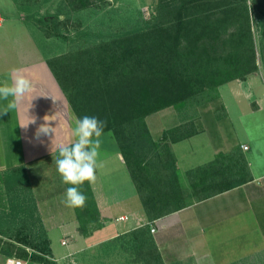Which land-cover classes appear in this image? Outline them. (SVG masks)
Returning <instances> with one entry per match:
<instances>
[{
    "label": "crops",
    "instance_id": "0c3cea01",
    "mask_svg": "<svg viewBox=\"0 0 264 264\" xmlns=\"http://www.w3.org/2000/svg\"><path fill=\"white\" fill-rule=\"evenodd\" d=\"M26 1L23 5L20 0H0V85L11 84L13 68L22 69L33 85L17 109L0 115V216L17 211L12 209L6 173L24 166L31 185L28 203L50 240L57 264L74 258L82 264L88 257L92 264H146L149 260L155 264H264L262 58H258V69L246 78L221 84L219 97L198 111L200 119L194 118L195 110L174 106L147 116L156 140L178 125L196 128L194 134L170 144L177 169L164 186L159 184L153 197L157 203L148 206L149 212L113 132H104L100 166L95 182L90 183L100 226L84 235L76 209L63 202L67 185L55 164L56 145L75 140L72 130L78 117L48 65V56L37 49L32 18L37 6ZM7 104L0 100V111ZM31 104L29 115L37 120L25 130L20 124ZM45 115H54L50 123L56 133L51 138L42 136L41 143L34 133ZM167 209L171 212H162ZM138 229L145 237L141 236L140 255L134 262L132 250L137 247L123 236ZM6 257L0 253V264ZM26 264L43 263L26 260Z\"/></svg>",
    "mask_w": 264,
    "mask_h": 264
},
{
    "label": "trees",
    "instance_id": "16d2710c",
    "mask_svg": "<svg viewBox=\"0 0 264 264\" xmlns=\"http://www.w3.org/2000/svg\"><path fill=\"white\" fill-rule=\"evenodd\" d=\"M66 1L75 10L94 3ZM252 12L264 20V0H252L251 8L249 0H158L156 15L144 27L47 60L77 117L106 121L104 132H113L146 209L157 203L159 184L176 172L170 144L196 132L182 124L156 140L147 116L170 106L183 109L203 97L215 100L221 84L256 71ZM46 25L49 36L60 35L57 24ZM6 187L12 209L20 207L19 195H31L24 166L7 171ZM80 190L86 204L75 209L79 231L88 235L89 224L99 227L101 216L91 184L86 181ZM45 238L32 252L10 243L1 253L57 264Z\"/></svg>",
    "mask_w": 264,
    "mask_h": 264
},
{
    "label": "rangeland",
    "instance_id": "374dc122",
    "mask_svg": "<svg viewBox=\"0 0 264 264\" xmlns=\"http://www.w3.org/2000/svg\"><path fill=\"white\" fill-rule=\"evenodd\" d=\"M20 1L23 5L28 3V1L24 3L25 0ZM32 1H35L37 6L34 15H32L33 23L37 29L36 46L38 50L48 56V59L68 51L91 46L100 41L113 39L130 30L142 28L156 15L158 4V0H93V5L75 10L72 2L69 3L66 0ZM252 18L254 20L252 25L257 62L261 57L264 71V20L259 19L253 12ZM46 24L52 26L57 24V32L60 35L49 36L46 33L48 29ZM208 101L212 100L203 97L183 109L189 107L188 111L195 110L194 118L200 119L198 111H204L209 104ZM174 108L179 109L177 106ZM19 197L21 205L16 207L17 211L0 216V253L10 243H14L17 248H27L31 252L36 247L45 245L46 235L38 217L34 216L31 204L28 203L29 195L22 193ZM0 215L3 214L0 213ZM89 225L90 229L96 227V224ZM141 236L145 237L139 229L132 234L123 236V240L133 243L137 247L132 250L134 262H137L140 255L138 245L143 240ZM12 256L20 257L15 252ZM68 264H81V262L74 258L70 259ZM82 264H92V259L88 257L82 261ZM146 264L155 263L149 260ZM158 264L161 263L158 262Z\"/></svg>",
    "mask_w": 264,
    "mask_h": 264
},
{
    "label": "clouds",
    "instance_id": "9594fccd",
    "mask_svg": "<svg viewBox=\"0 0 264 264\" xmlns=\"http://www.w3.org/2000/svg\"><path fill=\"white\" fill-rule=\"evenodd\" d=\"M251 5L252 0H249L250 8ZM32 89V82L23 74V70L13 68L11 70V84L0 85V100L8 101L6 108L0 111V115L8 113L12 109H17L24 96L30 93ZM10 97L11 99H9ZM51 98L54 102L56 101L53 97ZM31 107L32 104L26 109L25 121L20 124V127L25 130L30 124H35L37 120L36 116L29 115ZM51 121H55L54 115L43 117V123L39 124L35 130V140L43 143L42 136L49 138L55 136L56 127H52ZM105 127L106 121L95 116L85 115L76 120L75 127L72 130V136L75 137V140L70 144L56 145L55 164L57 172L64 184L71 185L66 189L63 200L69 208H82L86 204L87 197L80 190V186L86 181L94 183L96 180V169L100 166L98 164L99 149L101 147L100 137L103 135ZM52 142L53 139L51 144Z\"/></svg>",
    "mask_w": 264,
    "mask_h": 264
},
{
    "label": "built area",
    "instance_id": "2783aa9c",
    "mask_svg": "<svg viewBox=\"0 0 264 264\" xmlns=\"http://www.w3.org/2000/svg\"><path fill=\"white\" fill-rule=\"evenodd\" d=\"M245 149L248 148V146H244ZM125 218V217H122ZM155 229L153 228L152 231H154ZM4 264H26V260L17 257V256H8L6 257V260L4 262Z\"/></svg>",
    "mask_w": 264,
    "mask_h": 264
}]
</instances>
